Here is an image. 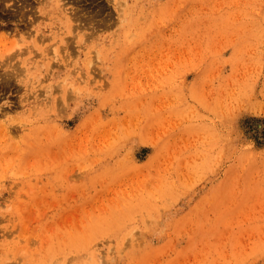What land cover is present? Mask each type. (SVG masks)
Listing matches in <instances>:
<instances>
[{
	"label": "rangeland",
	"instance_id": "obj_1",
	"mask_svg": "<svg viewBox=\"0 0 264 264\" xmlns=\"http://www.w3.org/2000/svg\"><path fill=\"white\" fill-rule=\"evenodd\" d=\"M0 264H264V0H0Z\"/></svg>",
	"mask_w": 264,
	"mask_h": 264
},
{
	"label": "bare ground",
	"instance_id": "obj_2",
	"mask_svg": "<svg viewBox=\"0 0 264 264\" xmlns=\"http://www.w3.org/2000/svg\"><path fill=\"white\" fill-rule=\"evenodd\" d=\"M44 2H45V1H44ZM53 3H55V2L52 1L51 4H49V2H45L44 4L48 6V5H52ZM124 4H126V3H124ZM51 9H52V8H51ZM16 11H19V10H16Z\"/></svg>",
	"mask_w": 264,
	"mask_h": 264
}]
</instances>
